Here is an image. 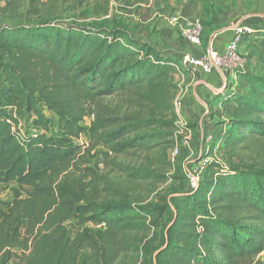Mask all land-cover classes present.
<instances>
[{
    "label": "trees",
    "instance_id": "16d2710c",
    "mask_svg": "<svg viewBox=\"0 0 264 264\" xmlns=\"http://www.w3.org/2000/svg\"><path fill=\"white\" fill-rule=\"evenodd\" d=\"M60 1L0 0V91L17 104V111L0 105V187L17 183L11 200L0 198V264H11L16 252L20 264H240L262 253L264 50L252 69L238 70L240 82L229 80L217 96L234 110L224 137H214L206 155L223 150L235 162L208 161L197 187L186 173L188 189L159 203L117 200L104 193L115 185L103 187L107 181L96 168L82 165L101 146L96 153L106 156L172 146L180 64L127 36L126 27L58 23ZM76 1L93 2L100 16L112 0ZM26 2L39 9L35 21L23 18ZM250 38L264 46V28ZM24 114L51 132L24 131ZM83 133L92 143L86 154L73 143ZM246 153L255 159L245 161ZM111 163L130 181L165 179L148 166ZM74 221L72 238L67 223ZM151 231L159 242L131 236Z\"/></svg>",
    "mask_w": 264,
    "mask_h": 264
},
{
    "label": "rangeland",
    "instance_id": "374dc122",
    "mask_svg": "<svg viewBox=\"0 0 264 264\" xmlns=\"http://www.w3.org/2000/svg\"><path fill=\"white\" fill-rule=\"evenodd\" d=\"M42 2H48L49 0H41ZM119 1V0H118ZM117 0H112L109 5V13L98 16L94 11V3L89 1L86 3H79L76 0L60 1L59 5V16L56 18L58 23L66 25H77L82 27L94 28V29H105L111 30L117 27H128L126 24L127 8L119 7L116 8ZM129 0H125L124 4ZM201 13L199 16H194L193 19H200L204 24L205 29H219L222 27L229 26L230 23L239 18L242 15H264V0H202V2L192 3V7L189 8V13L192 14L198 13L197 10L200 8ZM38 8L31 7L27 2L23 11V18L29 21H35L38 14ZM1 17V16H0ZM205 31V30H204ZM1 82V81H0ZM14 96H5L0 91V105L7 106L8 108L17 111V104L15 102ZM118 99H114V102H117ZM44 115L47 118H51L55 123L57 122L56 114L53 111H50L46 105L42 106ZM21 128L24 131H40V132H51L49 127H36L34 115H20ZM92 117H87L84 120V125L90 124ZM175 130L173 143H175ZM194 132H193V142H194ZM218 141V138H217ZM74 144H81L83 146V152L88 151L91 147V139L87 134H82L79 138L73 140ZM193 146V143H192ZM171 144L167 143L155 147L152 150L141 151L134 150L127 154L115 155L109 153L108 156L99 154L96 152L105 150L104 147H98L97 149L91 152L90 156H94L93 161L89 164L82 165V168L86 166H92L96 168L97 172L103 177V187L109 184L115 185L116 188L108 189L104 193L109 198H116L117 200L121 197H128L132 202L136 204H151L159 203L161 196H166L174 194L176 190H187L188 182L186 179V171L188 169H193L197 162V151L199 145H195L193 149L182 148L180 155L173 161L170 156ZM244 160L251 162L255 159V154L246 153ZM111 160H116L122 164H129L131 166H148L157 172L164 174L165 179L160 182H155L154 180H143V181H130L125 173L121 172L116 168ZM207 160H216L221 164H226L231 166L234 159L230 158L225 154L223 150L215 151L214 153L207 156ZM17 187V183L11 182L4 184L0 187V198L4 202H7L12 199L13 188ZM117 189V196L113 194ZM75 221L68 222L72 238H75L77 234V229L75 228ZM88 227L98 228L92 223L87 224ZM164 228L161 227L158 229V233L163 231ZM25 230H23V233ZM133 238H136L141 244L149 239H157L156 243L159 242V236H153V232L149 233H134L131 235ZM127 261L132 263L135 260L134 255H128ZM21 255L19 252H16L11 264H20ZM134 263V262H133ZM240 264H264V251L256 256L251 261H243Z\"/></svg>",
    "mask_w": 264,
    "mask_h": 264
},
{
    "label": "crops",
    "instance_id": "0c3cea01",
    "mask_svg": "<svg viewBox=\"0 0 264 264\" xmlns=\"http://www.w3.org/2000/svg\"><path fill=\"white\" fill-rule=\"evenodd\" d=\"M124 2L125 0H119L116 8L118 10L119 7L127 8L128 15L124 20L128 26L127 36L148 43L163 51L165 55L173 57L180 64V71L175 78L179 86L176 97L182 99L180 116L193 128L195 141L191 149L197 144L200 146L206 134H212L218 140L222 139L228 127L227 122L232 117L234 105L220 102L217 96L225 90L229 80L238 83L240 77L216 68L211 73H203L180 62L185 53L202 55L210 43L214 49L223 52L232 34L229 26L219 29L206 28L204 44L199 47L189 42L183 36L181 26L171 24L169 18L179 16L189 19L199 16L201 5L196 14L189 13V8L193 2L199 3L202 0H129L125 4ZM237 20H243L244 24L255 29L264 28V15H242L233 22ZM255 40L246 38L241 47L245 59L242 70L252 69L257 53L264 50V46ZM233 90L237 89L234 87Z\"/></svg>",
    "mask_w": 264,
    "mask_h": 264
},
{
    "label": "built area",
    "instance_id": "2783aa9c",
    "mask_svg": "<svg viewBox=\"0 0 264 264\" xmlns=\"http://www.w3.org/2000/svg\"><path fill=\"white\" fill-rule=\"evenodd\" d=\"M169 22L173 25H180L183 36L195 46H203L204 26L200 19H186L179 16H172ZM231 37L226 44L223 52L213 48L212 43L203 51L202 55L195 56L192 53L182 55L181 64L191 66L195 71L211 73L213 69H221L226 73L238 75V70L243 69L245 59L241 53V47L246 38H250L256 32L252 26L243 23V20L232 22L229 27ZM180 70V68H178ZM175 111L177 113L175 143L170 148V156L174 161L181 153L182 148L191 149L193 143V128L189 122L180 116L182 108L181 97L175 98ZM214 136L206 134L197 151L196 166L186 171L190 187L193 189L198 186L203 169L208 163L207 153L209 146L213 142ZM192 150V149H191ZM205 156V157H204ZM204 157V158H203ZM203 158V159H201Z\"/></svg>",
    "mask_w": 264,
    "mask_h": 264
}]
</instances>
